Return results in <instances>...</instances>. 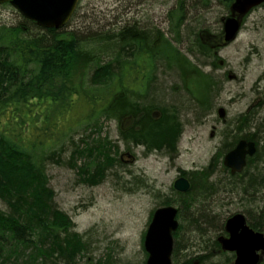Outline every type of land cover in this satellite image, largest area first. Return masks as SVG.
Listing matches in <instances>:
<instances>
[{"label":"rangeland","instance_id":"1","mask_svg":"<svg viewBox=\"0 0 264 264\" xmlns=\"http://www.w3.org/2000/svg\"><path fill=\"white\" fill-rule=\"evenodd\" d=\"M182 12L183 23L177 30ZM229 15L222 0H79L69 22L58 31L65 40L76 34L89 60L74 63L72 70L56 79L54 89L56 92L67 84L68 90L74 87L77 91L57 105L37 102L35 117L33 110L28 111L23 104L16 111L3 113L0 132L12 138L18 135L17 142L34 157V163L44 169L47 186L55 195L53 207L70 219L72 230L87 243L84 256L78 258L76 264H146L148 256L143 240L153 211L168 206L163 205L166 198L171 204L179 203L178 192L172 188L180 170L202 173L222 146L224 133L238 134L237 140L255 134L262 152L252 168L257 169L254 173L260 170L264 178V5L243 19L238 37L219 47L213 58L191 54L194 41L201 37L209 45L213 36L222 32L223 20ZM29 22L10 4L0 5V27L22 25L34 37L43 35L40 30L36 31L37 25ZM127 30L144 32L147 47L159 50L158 54L154 50L156 61L151 67L142 59L134 63L136 50L121 51L118 58L110 54L120 50V33ZM164 40L170 42L178 56L188 58L185 81L177 72L179 66L174 61H166L162 55L170 49L165 45L157 46ZM214 57L217 66L212 64ZM71 58L73 60V56ZM109 62L114 64L113 70L102 80L112 87L93 85L95 69ZM144 75L148 81L142 83ZM114 76L120 80L116 81ZM191 79L209 83L205 108L200 105L204 99L189 89ZM119 83L126 86V94L143 102L144 108L138 110L150 107L148 111L153 118L160 119L167 109L175 112L178 109V123L183 125V131L176 155H147L141 147H128L121 133L126 134L125 129L134 123V118L122 121L130 112L117 120L108 119L107 113L100 114L112 97L103 91L113 94L120 89ZM220 108L224 109L223 116ZM249 112L250 120L241 124L239 119ZM13 113L18 115L17 122L9 121ZM47 115L49 120L45 119ZM24 121L30 125L23 124ZM104 140L112 142L111 157L118 156L122 165L114 164L98 182L84 183L73 167L81 168L90 160L85 157L74 162L71 160L73 151L86 148L88 144L86 156H89L97 141ZM225 154L223 151L218 155L213 180L227 178L223 171ZM100 155L95 154L97 160H104ZM111 157L105 159L106 163ZM94 161L89 162L90 170L94 168ZM220 188L203 204L200 200V204L189 210L183 207L182 212L178 208L179 228L174 233L177 249L173 248L172 264H184L189 259L194 264H229L232 260L222 250L218 238L226 235L225 223L230 216L236 213L246 216L252 209L260 215V209L255 207L264 206V189L248 197ZM0 212H9L1 198Z\"/></svg>","mask_w":264,"mask_h":264},{"label":"trees","instance_id":"2","mask_svg":"<svg viewBox=\"0 0 264 264\" xmlns=\"http://www.w3.org/2000/svg\"><path fill=\"white\" fill-rule=\"evenodd\" d=\"M233 2L234 0H222V4L228 12H230ZM183 17L182 12V16L178 18L179 28L177 30L180 29L183 23ZM29 23L36 25L32 22ZM35 29L37 32L40 30L39 32L43 35L40 34L34 37L31 33H28L29 29L22 25L0 27V119L4 115L3 113H9L12 109L16 111L22 104L25 105L28 111L33 110V117H35L34 115L38 113L34 109L37 102H49L50 106L57 105L77 91L74 87H70L68 90L67 84L61 85L60 89L54 91L57 78H61V75L67 70H72L74 63L83 62L86 57L89 58L81 50L82 46L77 35H70V39L65 40L56 29ZM127 31L120 33V40L118 41L120 50L116 53L111 51L110 54L118 58L122 54L121 51L136 50L137 58L134 63L137 64L142 59L151 67L156 61V55L153 49L147 47L148 41L145 39L147 35L137 30ZM206 34L210 37L209 30ZM221 40L222 32L217 36H213V40L209 42V45L205 44L202 38L199 37L197 41H194V49L191 54L211 59L221 46ZM162 45L170 49V52L166 53L182 67L177 69V72L185 81L184 69H188L186 64L190 62H187L185 57L177 59V52L171 48L172 45L169 41H161L158 46ZM71 56H73V60ZM113 67L114 64L111 62L105 66H98L93 72L91 80L93 85L111 88L112 85L102 79L103 76H110ZM192 68L194 69V67ZM138 72L142 73V71ZM115 80L119 81L120 78L117 77ZM147 81V77L144 75L141 82L145 83ZM190 81L187 85L192 93L199 94L200 99H204L209 89L206 86L207 84H204L205 81L203 83L201 79H191ZM119 85L120 89L113 94L108 90L103 91V93L110 94L112 97L100 114L107 113V117H113L119 115L117 113L130 112L131 115L124 117L122 121L127 120V118H134V123L125 129L126 134L121 133V139L128 147L140 144L149 150H156L170 157L176 155L182 128L178 123L179 114L175 110L170 111L167 109V111H163L160 119H156L158 116L153 118L148 112H144L145 115H143L142 110H138L144 108L143 102H138L128 92L126 94L125 85L120 83ZM98 93L100 94V91ZM206 101L204 99L200 102L201 107H204L203 104ZM146 108L149 110L150 107ZM250 114L249 112L239 119L241 124H245L250 120ZM12 119L17 122L18 115L13 113L9 121H12ZM45 119L49 120L50 117L47 115ZM45 123L49 124V122ZM23 124L28 126L30 122L24 121ZM121 127H123V122ZM42 130L44 131V129ZM121 131L124 132L123 129ZM12 136L14 138L5 132H0V198L9 208L7 213L0 212V264H76L77 259L84 256L87 243L83 236L72 230L73 224L70 219L53 207L54 196L47 186L48 180L42 171L44 169L36 165L32 159L34 157L17 142L15 137L18 135ZM223 136L222 146L218 148V153L209 166L191 179L190 190L185 194L176 193L177 197L185 202L186 207L188 206V208H184L185 210L200 204L201 201L203 204L205 200L216 195L220 191V187H224L226 190L229 188L227 191L232 193L241 192L248 197H254L264 189V178L261 171L254 173L253 171L257 169L252 168L255 160H258L259 152H262L260 140L256 139L255 134L245 137L246 140L255 141L257 144L256 153L248 160L245 172L232 175L227 168L223 167L224 165H221L223 171L227 173V178L212 179L211 176L218 155L223 154V151L229 152L239 141L237 140L238 134L224 133ZM106 141H97L98 145L93 146V152H90L89 156H86L89 151L86 149L89 146L88 144L85 145L86 148H76L73 151L71 160L76 163L85 157L89 158L90 161L91 159L92 161L95 160L93 170H90V161L83 164L81 168H77L78 166L73 167L79 171L78 175L82 177V182L91 183L96 182V180L98 182L105 177L106 171L114 164L119 163L120 166L122 165L118 156L116 158L111 157L109 151L112 144ZM262 147L264 148V145ZM97 152L105 159L111 157L112 160L108 163L105 159L102 161L97 160L95 157ZM89 172L92 175H89ZM166 199L163 200V205H170L171 203ZM256 208L260 209V215L257 216L252 211L254 209L251 208L252 210L246 212V217L254 230L264 232V206L259 205ZM180 209L182 212L183 208ZM176 245L174 244V250L177 249ZM173 256H176V251ZM184 264H193V261L189 259Z\"/></svg>","mask_w":264,"mask_h":264},{"label":"water","instance_id":"3","mask_svg":"<svg viewBox=\"0 0 264 264\" xmlns=\"http://www.w3.org/2000/svg\"><path fill=\"white\" fill-rule=\"evenodd\" d=\"M79 0H0V5L9 3L27 20L35 22L43 29H62L73 16ZM264 5V0H235L230 8V16L224 19V40L234 41L241 29V22L252 9ZM223 116V111L219 112ZM256 152L254 143L241 139L235 148L225 155L224 166L232 175L241 174L247 158ZM190 183L185 178L175 182V190L186 193ZM178 208L165 206L158 208L147 230L144 248L148 254L146 264H172L174 247L173 233L177 231ZM228 237L218 242L227 252H234L233 264H261L264 257V233L256 232L247 223L246 216L236 213L225 224Z\"/></svg>","mask_w":264,"mask_h":264},{"label":"bare ground","instance_id":"4","mask_svg":"<svg viewBox=\"0 0 264 264\" xmlns=\"http://www.w3.org/2000/svg\"><path fill=\"white\" fill-rule=\"evenodd\" d=\"M157 37H159V35H156ZM161 41H159V43H160ZM158 43V44H159ZM155 45H157V43L155 44ZM158 46V45H157ZM148 47H150V46H148ZM151 49H153V51L155 50V52L158 54V52H159V50H157L156 48L157 47H153V46H151L150 47ZM81 50H82V47H81ZM154 52V53H155ZM162 52V51H161ZM156 55V54H155ZM162 55H164L165 56V58H166V61H170V62H172V61H174L177 65H178V63L176 62V60L174 59V58H172L169 54H167L166 52H162ZM180 58H182V57H179V56H177V59H180ZM185 59H186V61L187 62H189V60H188V58H186L185 57ZM217 59V58H216ZM215 58L212 60V64L214 65V66H217L216 64H215V60H216ZM86 60H89V58H87L86 57ZM179 66V65H178ZM179 68H182V67H180L179 66ZM196 73H198V71H195ZM204 82V81H203ZM202 82V83H203ZM204 84H207L206 86H207V88L209 87V83L207 82V81H205L204 82ZM209 91V89L207 90V92ZM156 108V106L154 105V107H153V109H155ZM176 109V108H175ZM221 111H223L224 112V109L223 108H220L219 109V112H221ZM144 112H148L150 115H152V113L151 112H149L147 109H145V110H142V114L143 115H145V113ZM159 113H161V112H159ZM176 113H178L179 114V111H178V109H176ZM117 114H119V115H114L113 117L112 116H110V117H107L108 119H115V120H117L118 118H121L122 116H123V114H125V113H117ZM158 115V114H157ZM180 115V114H179ZM146 118V117H145ZM147 119H151V118H147ZM182 126V128H181V131H180V136L179 137H181L182 136V131H183V125H181ZM249 142H252V143H254L255 144V146H256V149H257V144H256V142L255 141H252V140H248ZM107 142V141H106ZM109 142V141H108ZM109 143H111L112 144V142H109ZM178 144H179V142H178ZM133 148H142L143 150H144V153H146L147 155H149V154H154V153H160V152H158V151H156V150H149V149H147L146 147H144L143 145H140V144H137V145H134V146H132ZM256 153V152H255ZM167 155V154H166ZM255 155V154H254ZM251 157H248L247 158V162H248V160L250 159ZM224 159H225V155H224V158H223V163H224ZM171 161L172 162H174V159H171ZM245 170V169H244ZM196 176V175H198V172L197 171H184V170H180V173L178 174V178L174 181V184H173V188H172V191H174L175 190V182L179 179V178H185L187 181H189V183H190V185H191V179L193 178V176ZM96 182H97V180H96ZM55 196V195H54ZM170 207H173V208H183V207H185V208H188V206L186 207V204H185V202L184 201H182V200H179V203H175V204H170L169 205ZM193 261V260H192ZM193 264H194V261H193Z\"/></svg>","mask_w":264,"mask_h":264},{"label":"flooded vegetation","instance_id":"5","mask_svg":"<svg viewBox=\"0 0 264 264\" xmlns=\"http://www.w3.org/2000/svg\"><path fill=\"white\" fill-rule=\"evenodd\" d=\"M177 216H178V214H177ZM228 235H227V233H226V235L224 236V237H227ZM221 238V237H220ZM219 239V238H218ZM220 244V243H219ZM221 246V245H220ZM223 250V249H222ZM224 251V250H223ZM224 252H226V253H228L230 256H231V258H232V260L230 261V263L229 264H232L234 261H235V258H236V254L234 253V252H227V251H224ZM264 263V262H263ZM262 263V264H263Z\"/></svg>","mask_w":264,"mask_h":264}]
</instances>
